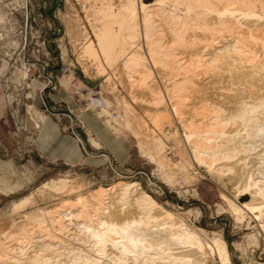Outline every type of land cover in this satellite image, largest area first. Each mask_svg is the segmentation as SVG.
<instances>
[{
	"label": "rangeland",
	"instance_id": "1",
	"mask_svg": "<svg viewBox=\"0 0 264 264\" xmlns=\"http://www.w3.org/2000/svg\"><path fill=\"white\" fill-rule=\"evenodd\" d=\"M106 1L113 2L112 10L116 14L115 1ZM138 1L137 8L140 9ZM143 1L158 4L163 24H176L165 10L164 4L168 5V1ZM103 5V0H0V242L23 227L29 228L42 215L68 200L78 199L80 194L87 196L100 187L135 182L134 179H114L115 171L110 163L118 162L123 169L147 171L150 178L144 176L142 179L148 184L146 188L140 187L157 201L160 210L202 231L201 235L209 244H214V238L224 240L232 264H264L262 210L247 209L238 220L223 198L226 195L242 205L252 201L251 191L234 181L237 161L241 157L247 159L246 171L259 175L264 184V108L258 124L248 123V118L256 111L245 110L244 117L236 122L243 132L246 131V137L222 144L227 151L238 150L234 159L218 158L212 163L209 153L194 155V140L209 142L206 146L220 141H209L198 132L191 133L184 126L185 121H179L166 109V93L147 58L142 29L139 30L140 41L144 46L137 53L139 62L146 65L148 71L141 85L143 88L153 84L159 100L148 103L144 91L133 89L132 81L129 82L133 69L126 67L118 45L111 48L116 52L111 49L104 52L99 47L97 34L102 33L105 22L113 26L115 32L120 28L117 16H105ZM179 9L183 12L185 7L179 6ZM88 40L94 41L98 48L97 58L85 53ZM109 46V43L105 44V48ZM35 64L45 67L55 88L48 86L46 75ZM66 66L70 67L68 72ZM45 86L47 89L43 93L50 112L39 102ZM48 90L54 94V100ZM98 91L96 97L110 103L106 109L92 103L91 97ZM55 110L68 112L79 122L76 132L86 149L79 141L84 155L78 162L49 158L37 146V134L47 116L56 119L63 133L77 139L72 133L70 118L55 114ZM85 113L88 114L84 117ZM148 134L156 135L164 144L159 156L150 149ZM111 136L119 140L121 148L113 147L117 142L113 140L112 143ZM177 142L182 143L183 148L174 158L181 161H166L162 156L164 149ZM160 160L167 164L164 169L160 167ZM6 163L14 166L12 174L2 169ZM226 166L232 170L229 172ZM61 180L69 181L76 188L72 191L58 189L56 182ZM26 197L25 205L16 208V203ZM187 197L189 201H186ZM93 214L91 211L84 214L78 224L74 221L71 231L78 240L61 244L59 250L63 255H57L56 259L70 263L79 258L77 256H84V251L77 255V247L97 254L100 243L93 230L102 231L103 227ZM87 224H91L90 227L87 228ZM135 230L140 237L142 230ZM33 249L34 243H27L24 251L19 253L22 260ZM132 249L131 255L142 251L141 246ZM110 251L98 264H116ZM131 255L125 264L132 262ZM142 259L141 256L138 261ZM217 262L221 264L219 258Z\"/></svg>",
	"mask_w": 264,
	"mask_h": 264
},
{
	"label": "bare ground",
	"instance_id": "2",
	"mask_svg": "<svg viewBox=\"0 0 264 264\" xmlns=\"http://www.w3.org/2000/svg\"><path fill=\"white\" fill-rule=\"evenodd\" d=\"M114 1L118 10L116 14L112 10L113 2L103 0V10L108 18L117 16L116 22L120 28L115 32L113 26L105 22L102 26L104 31L99 29L102 33L96 34L102 51H109L114 44L118 45V52L126 67L133 69L129 82L132 81L134 90L144 91L148 103H151L159 100L158 93L153 84L142 88L148 70L146 65L139 62L137 53L145 45L147 58L166 93V109L179 121H185L184 126L191 133L198 132L209 141H220L219 144L206 146L209 142L194 140V155L209 153L212 163L218 158L234 159L238 150L227 151L222 144L246 137V131L243 132L236 122L244 117L245 110L256 111L248 118V123L258 124L262 117L261 109L264 108V0H161L168 1L164 7L169 17L176 20L174 26L162 23L158 4H146L140 0L138 9V0ZM179 6H184L185 10L181 12ZM141 29L145 35L144 45L140 41ZM87 42L85 53L97 58L99 53L94 41ZM106 43L110 44L108 48H105ZM36 66L46 75L44 66ZM49 81L53 82L50 77L48 85ZM46 89L47 86L39 95V102L48 106L43 93ZM99 93L92 95V103L95 106L101 104L106 109L110 103L97 98ZM247 98L252 99L248 101ZM49 108L45 107L44 110L50 111ZM53 112L70 118L72 133L86 149V144L76 132L79 126L77 119L65 111ZM155 136L148 134V143L159 156L165 146ZM182 146L179 142L171 143L162 156L166 161L180 162V158L174 157L180 154ZM160 161V167L164 169L167 164ZM10 164L6 163L2 169L12 174L14 166ZM237 165L234 181L251 191L252 201L242 205L226 195L223 198L238 220L247 209L259 208L264 215V184L260 176L246 171L245 157L239 158ZM226 170L230 172L232 168L228 166ZM119 173L123 174L121 170ZM135 182L100 187L87 196L80 194L78 199L68 200L52 212L38 217L29 228L23 227L10 234L0 242V264H98L108 250H111L109 255L116 264H125L133 252L131 247L135 249L138 246L142 251L131 255L132 262L129 264H218V258L221 264H232L224 240L214 238V244H209L201 235L202 231L161 211L157 201ZM56 183L60 190L72 191L76 188L67 180ZM27 201L28 197L23 198L16 203V208L23 207ZM90 211L98 217L96 220L103 227L102 231L93 230L94 237L100 243L97 254L77 247V255L84 251V256L75 255L79 258H74L70 263L56 259L57 255H63L59 250L61 244L78 240L71 226L75 222L78 224L79 218ZM90 225L85 226L88 228ZM135 229L142 230L140 237ZM30 242L34 243L35 249L22 260L19 253ZM141 256L142 261H138Z\"/></svg>",
	"mask_w": 264,
	"mask_h": 264
},
{
	"label": "crops",
	"instance_id": "3",
	"mask_svg": "<svg viewBox=\"0 0 264 264\" xmlns=\"http://www.w3.org/2000/svg\"><path fill=\"white\" fill-rule=\"evenodd\" d=\"M48 92L50 94L49 96L52 98V100H54V94L52 93V91L48 90ZM87 114L88 113H85L84 117ZM113 140L115 139L111 136L110 141L112 143ZM106 141L108 142V140ZM115 141L117 143H114L113 147L121 148L122 144L119 142V140ZM36 143L40 151H42L47 157L52 159H64L66 161L74 163L80 161L84 155L79 141L75 138V136L63 133L56 119L51 116H47L44 123H42L41 129L37 134ZM114 151L116 152L117 149Z\"/></svg>",
	"mask_w": 264,
	"mask_h": 264
},
{
	"label": "built area",
	"instance_id": "4",
	"mask_svg": "<svg viewBox=\"0 0 264 264\" xmlns=\"http://www.w3.org/2000/svg\"><path fill=\"white\" fill-rule=\"evenodd\" d=\"M28 22V21H27ZM70 69L69 66L65 67V71L68 72V70ZM51 76V75H50ZM47 80H48V76H46ZM51 81V80H50ZM49 81V87L50 88H55V84L54 82H50ZM48 110V109H47ZM49 111V110H48ZM50 112V111H49ZM74 133V132H73ZM75 134V133H74ZM110 167L113 169V171H115V175H114V179H119V178H123L125 180H130V179H134L136 181V183H139L141 186H143L144 188H146V185L148 184L146 181H144L142 178L144 176H148V178H150V175L147 171L145 170H141V169H137V170H131V169H123L121 166V164H119L117 162V164H111L110 163ZM119 170H121L123 172L122 175H120ZM189 197L186 198V201H189Z\"/></svg>",
	"mask_w": 264,
	"mask_h": 264
},
{
	"label": "water",
	"instance_id": "5",
	"mask_svg": "<svg viewBox=\"0 0 264 264\" xmlns=\"http://www.w3.org/2000/svg\"><path fill=\"white\" fill-rule=\"evenodd\" d=\"M45 107H46V108H49L50 106L44 105L43 108H45ZM49 109H50V108H49ZM50 111H51V109H50Z\"/></svg>",
	"mask_w": 264,
	"mask_h": 264
}]
</instances>
